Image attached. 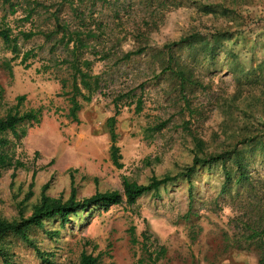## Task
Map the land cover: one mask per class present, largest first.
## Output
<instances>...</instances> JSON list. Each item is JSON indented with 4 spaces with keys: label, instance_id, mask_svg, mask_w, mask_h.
<instances>
[{
    "label": "rangeland",
    "instance_id": "374dc122",
    "mask_svg": "<svg viewBox=\"0 0 264 264\" xmlns=\"http://www.w3.org/2000/svg\"><path fill=\"white\" fill-rule=\"evenodd\" d=\"M40 1L53 5L60 0ZM91 1L75 5L85 9ZM156 2L160 5L106 0L93 6L92 17L103 24L104 47L111 54L99 61L101 46L96 56L90 50L84 53L83 58L93 61L91 73L99 78L98 88L89 102L77 98L80 109L75 121L69 117L71 71L60 63L67 53L61 46L52 48L57 38L45 43L38 35L19 41L21 54L10 63L11 73L3 63L12 55L0 41L3 110L15 105L18 96L25 97L21 110H41L40 122L26 125L25 136L14 148L15 158L25 167L0 176L1 219L29 217L44 186L50 198L67 200L73 188L81 200L97 192H121L122 177L146 185L152 178L178 176L194 157L216 154L224 144L230 149L238 130L263 128L264 0ZM22 17L19 11L8 15L6 22L14 30L18 25L43 32L54 24L43 10L33 24L19 23ZM61 17L75 23L68 7ZM214 33L220 35L207 55L202 41H210ZM140 34L143 37L138 38ZM193 36L195 44L182 42ZM143 47L142 54L115 62ZM166 47H171L172 67L183 68L193 82L183 91L175 77L162 72L158 53L166 56ZM30 50L35 57L21 64L22 53ZM138 99L141 111L137 113ZM116 105L120 169L110 160L107 124ZM161 124L164 128L157 131ZM197 141L203 143L202 151L196 148ZM257 144L241 148L249 176L246 183L233 181L222 191L224 168L220 163L202 164L190 183L179 176L131 207L116 205L107 211L77 214L64 227L58 220L44 222L31 229L29 237L52 264H76L82 252L99 255V264H137L141 250L139 244H131V228L139 242L147 231L165 247V258L157 264H258L255 248L239 239L248 217L251 187L264 194V143ZM225 166L235 171L233 162ZM2 244L12 264H46L15 236L5 237ZM0 264L5 263L0 259Z\"/></svg>",
    "mask_w": 264,
    "mask_h": 264
},
{
    "label": "trees",
    "instance_id": "16d2710c",
    "mask_svg": "<svg viewBox=\"0 0 264 264\" xmlns=\"http://www.w3.org/2000/svg\"><path fill=\"white\" fill-rule=\"evenodd\" d=\"M103 4L106 0H92L91 5L88 8L81 9L79 5H75V0H60L53 5H45L40 0H0V7L2 8V16L0 17V41L4 48L10 52L12 58L3 63V67L11 73L10 63L17 60L20 57L21 51L19 41H28L35 36H42L44 42H50L53 38H57L52 48L61 46L67 53V57L62 59L60 63L66 65L71 71V92L69 95V117L72 120H76V113L80 109V103L77 98H81L84 102H89L91 95L96 92L98 88V77L92 75L91 67L93 61H89L83 58L84 53L90 50L91 54L96 56L98 53L97 47L101 46V57L99 61L109 59L111 52L105 50L104 26L102 23L94 22L92 17L93 6L97 2ZM147 6L160 5L157 0H141ZM55 8H54V7ZM64 7H68V12L71 14L75 23L70 24L67 20L62 19L61 13ZM54 8V9H53ZM88 9V10H86ZM43 10L47 14V18L53 20L52 29L49 32L35 31L30 29L28 31L23 30L22 26L15 25V30L6 22L8 15H14L16 12L21 11L23 17L18 19L19 23L33 24L34 19ZM15 21V22H17ZM148 26V24H146ZM224 33L221 34V36ZM220 33H214L209 35L210 41L203 40L202 45L205 47L207 55H211V50L214 48L213 42H216L215 38ZM224 36V35H223ZM138 38L143 37L142 34L137 35ZM193 39L182 40V42H188L191 46L196 43L197 37L193 36ZM166 56L164 53L159 52L158 55L162 59V72L169 73L175 77L178 82L180 91H183L187 85H191L189 75L186 71L179 67L174 69L172 67L173 57L171 55V47H166ZM146 50V47L138 48L136 51H129L122 55L121 59H117L115 62L129 60L132 56L142 54ZM35 57L34 53L26 51L22 53L20 63L25 64L29 58ZM27 67V66H26ZM64 81L62 84H64ZM86 92V93H84ZM68 95V94H67ZM24 96H18L15 99L16 104L3 110L2 96L0 92V176L2 172L12 169L14 172L19 168H24L25 164L15 158L14 148L19 144L20 140L25 136L26 132L24 127L26 125L32 126L38 124L41 119V110H21ZM136 112L141 111V100L138 99L135 102ZM115 114L108 119V129L110 136V149L109 155L112 164L117 168H121L119 163L121 155L119 154V148L116 146V133L114 130L115 117L118 115V106H115ZM263 128L257 132H254L252 128L238 130L239 135L237 140L233 143L230 149L228 145L221 146L216 154H205L203 158L194 157L192 165L186 168L181 174L175 177H165L162 179L152 178L146 185L138 184L135 181L122 177V191H109L105 193H95L93 196L81 200H77L75 190L72 188L70 196L67 200L61 198H50L44 194L47 186L42 188V194L39 201L32 207L29 217L24 218L20 215L18 220L8 221L0 218V259L5 264H12L8 261V251L2 244L3 240L7 236H15L22 242L33 248L39 258L46 264H52L49 262L45 254L40 252L34 242L29 237V231L33 228L42 227L44 222L51 220H58L61 227H64L66 223H70V217L81 213L92 212L96 209L101 211H107L109 208L116 205L133 206L141 197L155 193L159 187L164 186L177 177L185 178L190 183V177L198 165L206 164L212 165L214 163H220V166L224 168V183L222 184V191L227 189L229 185L234 183H246L249 176L246 172L245 160L243 157V151L241 148L251 146L255 141H258L260 147L264 143V123ZM164 124L157 127V131L164 128ZM254 132L251 137L250 133ZM11 135L12 139L7 136ZM249 136V137H248ZM234 138V137H232ZM256 145V146H257ZM203 143L197 141L196 148L202 151ZM230 161L235 164V171H229L225 166L226 162ZM233 178H235L233 180ZM250 192L252 195L249 197L250 207L247 209L248 215L247 221L243 222L239 229V239L250 246H253L258 254V264H264V194L257 193L255 187H251ZM30 196V193L29 195ZM134 229H129L131 237V244L140 245L141 257L138 259L137 264H157L165 258L166 249L159 244L158 239L152 238V236L144 231L141 233V241L139 242L135 238ZM87 244H92L87 241ZM96 246L93 245V249ZM99 255L87 254L82 252L79 256V260L76 264H99Z\"/></svg>",
    "mask_w": 264,
    "mask_h": 264
}]
</instances>
